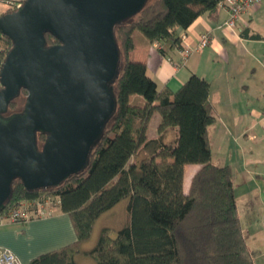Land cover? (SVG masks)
Listing matches in <instances>:
<instances>
[{"label":"trees","instance_id":"1","mask_svg":"<svg viewBox=\"0 0 264 264\" xmlns=\"http://www.w3.org/2000/svg\"><path fill=\"white\" fill-rule=\"evenodd\" d=\"M222 1L149 0L139 13L116 26L120 62L110 85L116 111L94 145L88 167L46 190L30 191L20 179L13 181L6 208L59 196V208L71 217L77 235L75 243L29 264H80L81 258L95 264H254L238 215L232 169L212 162L208 128L216 118L210 84L192 75L176 92L160 88L144 63L130 59L137 32L150 44L181 50L180 31L204 14L215 16ZM46 40L48 45L58 43L50 33ZM0 43L5 44L1 68L12 42L0 33ZM27 95L23 89L7 115L22 111ZM155 113L160 115L158 136L149 138ZM173 130L176 139L167 141ZM45 139L38 135L40 147ZM189 164L201 168L185 193L184 167ZM123 201L129 223L115 237L103 228L95 245L85 248L96 222Z\"/></svg>","mask_w":264,"mask_h":264},{"label":"water","instance_id":"2","mask_svg":"<svg viewBox=\"0 0 264 264\" xmlns=\"http://www.w3.org/2000/svg\"><path fill=\"white\" fill-rule=\"evenodd\" d=\"M148 1L24 0L0 16V33L12 42L0 68V213L14 180L46 190L88 167L116 111V26ZM46 33L58 43L48 45ZM23 89L22 111L7 115Z\"/></svg>","mask_w":264,"mask_h":264},{"label":"crops","instance_id":"3","mask_svg":"<svg viewBox=\"0 0 264 264\" xmlns=\"http://www.w3.org/2000/svg\"><path fill=\"white\" fill-rule=\"evenodd\" d=\"M1 6L4 12L10 10L5 3L0 2ZM228 18L227 9L219 5L215 16L204 14L180 31V35H186L183 47H194L206 32L211 31L213 36L209 47L193 53L186 61L179 48L169 50L165 43L150 44L142 36L137 37L130 59L144 63L160 88L167 86L176 92L192 75L210 84L209 99L216 118L208 128L212 162L231 167L249 252L254 264H264V0L242 18L235 30L219 29ZM253 34L260 38L253 39ZM149 128L148 137L156 138L158 133L149 135ZM176 136L173 130L166 139L174 141ZM200 168L196 164L184 167L185 193ZM76 241L72 219L60 208L44 218L0 226V249L12 251L22 264ZM86 260L81 258L80 264H87Z\"/></svg>","mask_w":264,"mask_h":264},{"label":"built area","instance_id":"4","mask_svg":"<svg viewBox=\"0 0 264 264\" xmlns=\"http://www.w3.org/2000/svg\"><path fill=\"white\" fill-rule=\"evenodd\" d=\"M5 3L10 10H17L23 5V2H13L9 0H0ZM262 0H224L220 5L227 9L229 18L218 26L222 30H235L242 18L255 11L261 4ZM186 40V35H181V44ZM213 41L212 32H206L199 38L198 43L194 47L185 46L180 53L186 61L193 53L200 52L211 45ZM60 207V197H45L35 200H25L14 206L5 208L0 213V226L9 223H27L33 219L44 218L52 215L56 208ZM0 264H22L20 259L9 249H0Z\"/></svg>","mask_w":264,"mask_h":264},{"label":"rangeland","instance_id":"5","mask_svg":"<svg viewBox=\"0 0 264 264\" xmlns=\"http://www.w3.org/2000/svg\"><path fill=\"white\" fill-rule=\"evenodd\" d=\"M4 8L0 7V16L6 13L3 11ZM12 11V10H9ZM136 36L139 37L141 34L139 32L136 33ZM5 48L4 43H0V50ZM22 100H20L21 102ZM160 115L155 113L153 115V119L151 121V126L149 128V135H152L154 132H157L158 123H159ZM49 197V196H47ZM130 215L127 210V201H123L119 203L113 210L104 214L95 224L93 236L91 240L85 244V248H91L95 245L98 236L103 228H109L111 232V236L115 237L118 230L124 227L129 223ZM87 264H95L93 260L87 259Z\"/></svg>","mask_w":264,"mask_h":264}]
</instances>
